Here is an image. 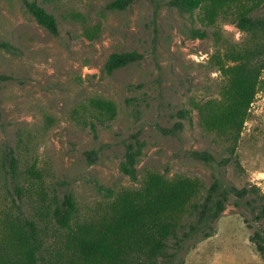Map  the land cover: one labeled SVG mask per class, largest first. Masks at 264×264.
I'll use <instances>...</instances> for the list:
<instances>
[{
	"label": "rangeland",
	"instance_id": "1",
	"mask_svg": "<svg viewBox=\"0 0 264 264\" xmlns=\"http://www.w3.org/2000/svg\"><path fill=\"white\" fill-rule=\"evenodd\" d=\"M28 1L55 18L57 33L38 25L22 0H0L2 200L16 199L1 166L9 149L20 172L36 160L51 189L70 193L79 219L119 191L138 188L148 171L198 178L205 189L215 180L255 186L264 196V95H257L235 145L203 130L196 110L223 84L210 56L245 40L233 24L220 19L204 39H194L191 29L203 28L173 0H130L124 9L109 8L116 0ZM84 25H99L94 40L83 35ZM129 52L136 62L105 73L111 54ZM93 98L115 103L113 121L87 123ZM128 151L137 153L135 181L120 170ZM236 204L230 198L211 237L185 244L182 264H264L249 240L257 226Z\"/></svg>",
	"mask_w": 264,
	"mask_h": 264
},
{
	"label": "trees",
	"instance_id": "2",
	"mask_svg": "<svg viewBox=\"0 0 264 264\" xmlns=\"http://www.w3.org/2000/svg\"><path fill=\"white\" fill-rule=\"evenodd\" d=\"M22 1L38 25L57 33L51 14L35 2ZM129 1L116 0L109 8L124 9ZM172 5L203 28L191 29L194 39H204L220 19L245 35L243 42L217 48L210 56L223 84L216 98L196 105L202 129L235 145L257 95H264V0H173ZM73 17L84 23L80 14ZM99 29L84 25L83 35L92 41ZM137 60L135 52L111 54L104 71L110 75ZM86 111L91 127L93 120L104 124L117 115L115 103L101 98L90 99ZM136 154L128 151L120 165L133 181ZM19 162L9 149L1 163L16 199L7 203L0 198V264H182L178 256L185 244L212 236L230 198L251 214L257 229L249 240L264 256V196L255 186L238 189L215 180L205 189L198 178L148 171L138 188L119 191L79 219L73 196L51 189L36 160L22 172Z\"/></svg>",
	"mask_w": 264,
	"mask_h": 264
}]
</instances>
